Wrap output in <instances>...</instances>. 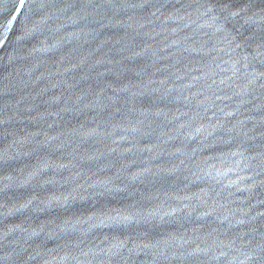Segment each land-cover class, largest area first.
Returning a JSON list of instances; mask_svg holds the SVG:
<instances>
[{
	"label": "water",
	"instance_id": "water-1",
	"mask_svg": "<svg viewBox=\"0 0 264 264\" xmlns=\"http://www.w3.org/2000/svg\"><path fill=\"white\" fill-rule=\"evenodd\" d=\"M0 264H264V0H0Z\"/></svg>",
	"mask_w": 264,
	"mask_h": 264
},
{
	"label": "snow or ice",
	"instance_id": "snow-or-ice-1",
	"mask_svg": "<svg viewBox=\"0 0 264 264\" xmlns=\"http://www.w3.org/2000/svg\"><path fill=\"white\" fill-rule=\"evenodd\" d=\"M24 2V0H21V3H23Z\"/></svg>",
	"mask_w": 264,
	"mask_h": 264
}]
</instances>
